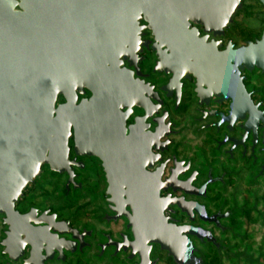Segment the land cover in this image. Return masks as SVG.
Here are the masks:
<instances>
[{"label": "flooded vegetation", "instance_id": "1", "mask_svg": "<svg viewBox=\"0 0 264 264\" xmlns=\"http://www.w3.org/2000/svg\"><path fill=\"white\" fill-rule=\"evenodd\" d=\"M192 27L198 40L206 36L201 26ZM227 28L222 36L208 35L205 44L220 43L215 51L221 53L230 42L238 49L262 36L237 47L226 41ZM140 41L145 45L135 58L121 59L120 69L132 72L133 81L119 84L125 100L113 104L126 107L110 118L81 110L83 155L74 153L71 126L69 173L42 167L40 176L46 169L54 178L63 177V204L43 208L49 201L29 199L26 188L15 204L17 215L7 223L0 214V264H177L151 241L164 231L191 244L184 264H206L203 249L208 248L218 258L242 257L229 248V223L244 211L238 205L246 189L255 191V208H264V71L239 70L238 82L231 85L226 70L209 68L207 55L214 51L206 47L191 62L193 73L172 81L171 75L155 71L152 32L142 30ZM83 91L76 105L91 98L88 89ZM65 103L58 98L57 104ZM90 151L98 156H88ZM155 193L169 202L163 210L167 231L150 230L149 208H112L107 202L110 194ZM98 198L102 204L84 208ZM76 202L85 205L63 208ZM181 227L200 229L201 237L177 233Z\"/></svg>", "mask_w": 264, "mask_h": 264}, {"label": "water", "instance_id": "2", "mask_svg": "<svg viewBox=\"0 0 264 264\" xmlns=\"http://www.w3.org/2000/svg\"><path fill=\"white\" fill-rule=\"evenodd\" d=\"M258 1L264 6V0ZM241 7L242 0H0V214L6 222L17 215L15 204L42 167L69 173L71 126L74 153L83 155L78 146L81 110L110 118L126 107L113 104L125 100L119 84L133 81L132 72L120 69L121 59L131 61L141 52L142 30L154 36L155 71L171 75L172 81L193 73L191 62L206 47L214 51L207 55L209 68L226 70L231 85L238 82L239 70L264 71V31L259 40L238 49L230 42L221 53L215 51L220 43L205 44L208 35H223ZM141 20L145 26L139 25ZM192 25L201 26L206 36L198 40ZM84 89L92 96L76 105ZM59 97L66 103L57 104ZM86 154L98 156L95 151ZM110 195L112 208H149L151 231L170 228L163 216L168 199L156 193ZM176 230L199 238L202 232ZM151 241L177 264L191 255L185 236L177 242L164 231Z\"/></svg>", "mask_w": 264, "mask_h": 264}, {"label": "rangeland", "instance_id": "3", "mask_svg": "<svg viewBox=\"0 0 264 264\" xmlns=\"http://www.w3.org/2000/svg\"><path fill=\"white\" fill-rule=\"evenodd\" d=\"M263 30L264 6L258 0H242V7L236 12L233 24L226 30V41H232L239 47L247 41L259 38ZM43 171L44 173L35 179L34 184L26 187V195L29 199L49 201L47 205L42 206L43 208H55L56 203L62 205L63 177L54 178L46 169ZM229 196L237 200V196H233V193ZM255 200V191L246 189L244 200L241 199L238 205L240 207L243 204L244 211L242 214H237L229 223V226L233 228L229 235V248L233 253L241 254L242 257L239 259L218 258L211 248H202L204 253H208L206 264H264V208H255ZM99 204L102 203L98 198L96 201L91 200L87 207H84V202H76L63 208H93ZM196 246L199 247L198 244Z\"/></svg>", "mask_w": 264, "mask_h": 264}]
</instances>
